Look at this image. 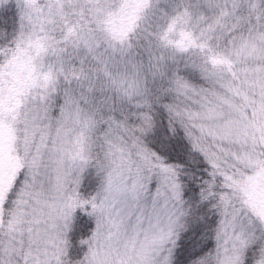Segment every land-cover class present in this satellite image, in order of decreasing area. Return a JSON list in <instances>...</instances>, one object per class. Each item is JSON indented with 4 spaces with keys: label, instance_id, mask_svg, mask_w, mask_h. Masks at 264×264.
<instances>
[{
    "label": "snow or ice",
    "instance_id": "6c2138e0",
    "mask_svg": "<svg viewBox=\"0 0 264 264\" xmlns=\"http://www.w3.org/2000/svg\"><path fill=\"white\" fill-rule=\"evenodd\" d=\"M0 264H264V0H0Z\"/></svg>",
    "mask_w": 264,
    "mask_h": 264
}]
</instances>
